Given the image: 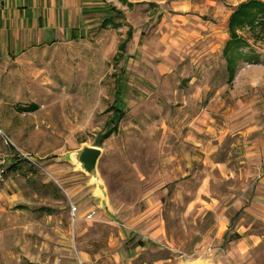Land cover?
<instances>
[{
	"label": "rangeland",
	"instance_id": "374dc122",
	"mask_svg": "<svg viewBox=\"0 0 264 264\" xmlns=\"http://www.w3.org/2000/svg\"><path fill=\"white\" fill-rule=\"evenodd\" d=\"M174 1L179 0L162 3L166 12L153 2L134 12L131 19L144 32L146 46L129 42L118 69L114 56L125 37L112 29L100 31L91 40L0 59V126L20 150L34 156L61 184L42 169L19 161L18 150L0 134V154H10L8 179L9 167L17 162L24 172H18L13 181L30 198L24 210L0 198V264L71 262L77 255L74 242L78 248L96 239L106 248L111 247L109 243L123 246L134 240L132 231L135 241L144 238L149 242L146 250H134L132 264H206L208 260L209 264H264L263 223L255 226L262 240L237 261L229 258V244L218 235V214L226 207L225 215H234L238 201L250 194L253 183L242 162L238 135L233 133L239 131L242 118L252 116L238 104L244 98V80H264V31L252 26L238 31L244 38L240 66L257 71L244 75L236 87L224 88L228 80H224L223 63L215 61L220 65L215 69L205 57L198 66L193 60L194 37L183 47L179 36L172 40L180 34V29L171 33L172 25L181 28V23L192 20L208 23L227 18L240 0H188V9L182 12L173 9ZM150 9L153 12L148 15ZM209 47L204 42L199 45L205 52ZM165 56L167 62L162 59ZM252 59L258 64L246 62ZM160 61L163 71H159ZM123 66L130 91L125 92L123 111H116L110 106L115 101L116 74ZM212 80L218 85L210 86ZM248 91L247 100L260 97ZM229 107L226 125L221 113ZM243 112L245 116L240 117ZM210 114L220 118L223 134L211 136ZM119 116L123 118L119 133L100 146L103 155L98 170L105 193L101 201L103 197L96 196L97 184L79 170L71 152L85 143L97 146L101 135L112 128L109 122ZM213 161L226 162L229 179L221 165L210 167ZM68 167L85 177L87 207L100 206L96 220H76L75 240L70 216L75 196L63 181ZM25 173L33 174L31 183L23 178ZM5 188L0 194L7 192ZM244 214L232 216L233 230L240 222L253 223L248 213L242 220ZM162 224L167 239L152 241L151 234ZM209 245L212 256L195 253ZM111 253L126 261L121 250Z\"/></svg>",
	"mask_w": 264,
	"mask_h": 264
},
{
	"label": "crops",
	"instance_id": "0c3cea01",
	"mask_svg": "<svg viewBox=\"0 0 264 264\" xmlns=\"http://www.w3.org/2000/svg\"><path fill=\"white\" fill-rule=\"evenodd\" d=\"M166 1L167 0H0V59L8 57L21 58L32 50H37L39 48H49L51 46L58 47L68 45V43L71 42L84 41L86 39L91 40L94 39V36L99 35L98 33L100 31H108V29H112L115 30L116 33L123 32L121 37H125V39L120 42L118 52L114 56L118 69L120 59L125 56L124 52L126 51L129 42H133L134 44L137 43L139 45L144 42L143 45L144 47L146 46L144 32L140 29H136L137 25L134 23V20L131 19V16L133 17L134 12L140 7H150L152 2L155 3L154 6L159 5L160 8L163 9L164 6H162V3H166ZM247 1L240 0V3ZM188 3V0L174 1L172 4H176L177 6L172 7L173 9L178 10V12H182L184 8L188 9ZM237 4H239V2ZM237 4L233 5L236 6ZM163 10L166 12L167 9ZM152 12V9L147 11L148 15ZM230 15L231 13L228 14L227 18L216 21L211 20L208 23H204V21L195 22L192 20L191 23H181V28L172 25L173 28L171 31V33L175 35L176 31L180 29L181 35H175L176 37L172 40H176L179 36V39H182L180 44L183 45V47L187 45L184 42H190L192 37H194L196 58L193 56V60L196 64L198 63V66L202 63L200 60L205 59V57L212 60L210 61L212 68L214 66H216L215 69L219 68L220 65H216L215 63L217 60L220 61L219 64L223 63L222 73L224 75V80H228V84H224L223 87L225 88L228 86V89L229 87L230 89L231 87H236L239 84L237 81L241 78H245L244 75L250 76V72L253 70L257 71L256 69L240 66L244 59L243 53L239 54L240 60L238 63L233 65L228 63V57L225 55L224 51L227 43L231 39L229 30ZM182 19L184 20L185 18L183 17ZM188 27H190L189 31L186 30ZM201 42L210 46L208 52L199 49ZM165 58L167 57L165 56L162 58L163 61L166 60ZM246 62L250 65L253 63L251 66L258 64L255 60ZM158 64L160 71V69L162 70V68H160L161 61ZM115 73H117V71H115ZM116 75L115 101L110 107L117 106V108L123 111V107L126 105L125 96L128 91H130V80L128 81L127 78L128 73L126 67L123 66L120 73ZM215 84L218 85L214 80L210 81V86H214ZM242 88L245 94L243 93L244 98L242 100L240 99L238 104L240 107L246 109L247 113H251L250 115L252 116L242 118L239 122V131L234 132L233 134L238 135V147L242 152V162H244V167H246L245 170L250 172L253 183H251L250 194L238 201L237 212H235L234 215H225V212L227 211L226 207L224 208L225 212L218 214V235L223 243L229 244L228 255L229 258L231 257L232 261H237L238 257H246V254L250 253L253 250L252 248L262 240V236L256 232L255 226L259 223L264 224V80L263 78L258 77H256V79L253 77L245 79ZM248 90H254L257 95H260V97L253 100H247L246 96L250 93ZM221 116L224 118L226 121L225 124L227 125L229 119L226 118H230L231 116L230 107L222 111ZM243 116H245V112H243L240 117ZM219 119L220 118L217 116L210 114V134L212 137L217 135L218 132L223 134L225 131V129L221 127V121H218ZM121 120L119 123H116L115 121L112 122L113 124L111 123L112 128L110 130L112 131L110 135H101L102 139H98V141L102 142L101 145L113 134L119 133ZM230 130L231 129H228L227 131ZM95 145H97V143ZM214 153L215 152H211L210 154ZM0 157L7 158L6 166L8 168L10 154L1 153ZM18 159L19 161H27L21 156L18 157ZM27 162L33 166L35 170H41L38 166H35L29 161ZM39 164L41 165L40 162ZM224 164L227 165L226 162H221V164H219L218 162L213 161L212 164H210V167H219L221 165L220 167L224 172V176L229 179ZM12 166L14 167L11 170V166L9 167L10 175L5 188L7 189V192L0 194V198L6 200L12 206L20 207L24 210V206L29 207L30 198L27 193L25 194L22 191V188L16 185L13 181V177H15L16 174L18 175V172L22 171L21 169L23 167H21V165L18 167L17 162ZM41 166L44 167L43 165ZM66 173L67 174L63 176V181L72 190V194L75 196V204H79V219L81 218L88 222L89 220L86 219V215L93 209L99 210L100 206L94 205L92 207H87V187L85 186V177H81V174H76L75 169L69 167L66 168ZM23 176V178L29 183L33 181V174L25 173ZM11 191L13 192L14 197L10 194ZM97 195L103 197L101 201L105 199V193L103 191H98L96 196ZM96 201L97 200H95V202ZM211 211L214 212V209L212 208ZM243 212L245 214H250L253 223L247 224L246 222H240L236 226V230H233L231 228L232 216H240L241 214H244ZM245 214L242 216V220L246 218ZM73 224L74 227L72 233L74 234L75 240L76 222ZM130 233V238L134 240L123 246L119 243L113 245L109 243L111 247L106 248L98 239L93 240V243L90 246H85L86 248H84L82 244L80 245V248H78L76 242L72 245L75 247L77 254L85 260L86 264H132L131 260L136 257L134 250H146L149 242L144 238L135 241V232L132 231ZM167 236L165 224H162L159 229H156L151 234V240L155 239L158 241V239H161V241H164L167 239ZM252 241L255 244H252ZM200 246L201 245H198L197 247ZM120 247L122 248L120 249ZM118 250L122 251V257L126 258V261L123 260L121 262L120 256L111 253L118 252ZM103 254H105L104 257ZM108 254H111L110 258L105 257ZM209 255L212 256L213 254ZM105 259H108L109 263ZM169 261L170 259L161 260V262L164 263ZM206 262L209 264V260ZM77 263L76 255L71 262L62 263L61 260H59L57 264Z\"/></svg>",
	"mask_w": 264,
	"mask_h": 264
},
{
	"label": "trees",
	"instance_id": "16d2710c",
	"mask_svg": "<svg viewBox=\"0 0 264 264\" xmlns=\"http://www.w3.org/2000/svg\"><path fill=\"white\" fill-rule=\"evenodd\" d=\"M246 26L260 27L264 31V1L262 0H250L241 3L231 14L229 20V29L231 33V39L227 43L225 48V55L228 57V63L231 65L238 63L240 60V53H242V44H244V38L238 34V31ZM230 55V58H229ZM112 109L116 111H122L117 106H112ZM123 115V113H121ZM121 116L114 118L110 124L115 121L119 123ZM112 130L105 133L103 136L110 135ZM102 139V136L100 137ZM101 141L97 142V145H101ZM14 166L10 167V170Z\"/></svg>",
	"mask_w": 264,
	"mask_h": 264
},
{
	"label": "built area",
	"instance_id": "2783aa9c",
	"mask_svg": "<svg viewBox=\"0 0 264 264\" xmlns=\"http://www.w3.org/2000/svg\"><path fill=\"white\" fill-rule=\"evenodd\" d=\"M0 134L3 135L6 138V142L12 144L19 152V155L29 161L30 163L34 164L35 166H38L40 169H42L51 179L56 181L58 185H61L58 179L51 173L49 172L46 168L42 167L39 162L36 160L34 156H32L29 153H26L22 150H20L15 143L9 138V136L4 132V130L0 126ZM7 163V158L6 157H0V191H2L5 186L8 183V168L6 166ZM79 206L75 203H71L70 205V214L73 223L76 222L77 219H79ZM99 216V210L98 209H93L86 215V219L88 220H96L97 217ZM205 253V254H213L214 250L212 246H207L202 250H198L195 253ZM77 264H86L85 260L77 254Z\"/></svg>",
	"mask_w": 264,
	"mask_h": 264
},
{
	"label": "water",
	"instance_id": "95a60500",
	"mask_svg": "<svg viewBox=\"0 0 264 264\" xmlns=\"http://www.w3.org/2000/svg\"><path fill=\"white\" fill-rule=\"evenodd\" d=\"M102 155V147L89 145L87 143L83 144L78 150L71 152L72 159L78 164L79 170L84 171L92 177V182L97 184L98 191L100 192L104 189L100 172L98 170Z\"/></svg>",
	"mask_w": 264,
	"mask_h": 264
}]
</instances>
